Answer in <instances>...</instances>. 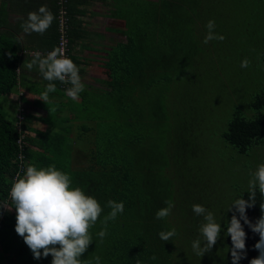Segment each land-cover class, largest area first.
Instances as JSON below:
<instances>
[{
  "label": "trees",
  "instance_id": "16d2710c",
  "mask_svg": "<svg viewBox=\"0 0 264 264\" xmlns=\"http://www.w3.org/2000/svg\"><path fill=\"white\" fill-rule=\"evenodd\" d=\"M201 4L202 0L118 2L112 17L120 25L112 30L123 39L109 48L101 63L102 87L82 91L77 101L71 98L65 101V88L71 85L54 81L56 91L49 94V102L62 99L60 108L54 107L47 117L23 115L20 124L10 120L0 105V205L14 207L10 189L17 174L22 176L28 164L55 165L70 174L73 187L79 186L96 197L104 208L91 229L93 241L81 259L92 264L96 256L101 258V264H137L138 260L142 264H187L188 247L195 240L193 232L198 219L180 222L171 216L174 207L166 218L157 219L155 214L167 206L165 201L175 204L179 199L173 167L183 164L185 154L181 151H189L187 145L191 142L187 139L193 136L192 128L199 123L191 124L189 113L196 110L191 114L193 118L201 109L196 100L189 102L188 98L193 99L190 91L197 89L203 93L200 84L194 89L193 83L202 78L206 69L210 73L217 66L218 53L227 49L226 43L204 44L198 38L201 31L192 23L202 15ZM54 6L55 19L45 35L46 44L31 47L42 55L58 47L56 0ZM68 7L72 59L75 35L71 0ZM257 39L255 50L264 60V35L260 33ZM24 47L27 46L18 35L0 34V98L23 79L20 77ZM45 88L37 87L34 91L41 95ZM251 106L264 109V86ZM58 112L66 113L58 115ZM34 122L45 126L34 127ZM161 131L166 132L164 140ZM222 136L240 154L247 153L264 138V111L248 118L235 108ZM168 138L177 143L172 149L167 145ZM248 191L241 194L246 200L250 196ZM109 200L123 201L125 207L122 214L108 222L107 235L101 240L97 233L110 211ZM255 200L246 210L252 223L264 215L260 207L264 195L258 189ZM235 214L239 216L238 212ZM231 217L224 223L223 233L230 246L231 236L225 233ZM241 223L247 233L246 254L251 261L259 255L255 244L260 236L243 219ZM15 225V208L0 210V261L51 264V255L34 258ZM172 228L176 234L171 240H161L159 233ZM222 259L216 261L223 264Z\"/></svg>",
  "mask_w": 264,
  "mask_h": 264
},
{
  "label": "rangeland",
  "instance_id": "374dc122",
  "mask_svg": "<svg viewBox=\"0 0 264 264\" xmlns=\"http://www.w3.org/2000/svg\"><path fill=\"white\" fill-rule=\"evenodd\" d=\"M201 8V17L195 18L192 23L198 32L199 29L201 31L199 34L202 36L198 38L204 40L207 34L206 24L214 19L215 33L225 38L209 43H226L224 46L227 49L219 50V57L215 61L217 66L210 73L206 69L202 78L195 79L194 89L196 84H200L203 93L197 89L195 92L190 91L193 99L188 98L189 102L196 100L201 105L198 115L195 114L192 118L191 114L196 110L189 113L190 123H199L192 128L193 136L187 139L188 143L191 142L187 145L190 146L187 147L189 151H181L185 154L183 164L173 167L179 199H176L174 214L171 216H175L180 222L195 221L197 218L193 235L195 240H201L203 247V237L199 229L204 218L193 212L192 205L199 203L211 211L222 226L220 238L203 256L196 254L192 248L194 240H191L186 263L222 264L216 260L225 257L222 259L225 262L223 264H233L232 246L227 244L223 234L224 223L236 213L235 206L228 210L231 204L249 189L250 171L254 172L259 164L264 163V138L255 143L247 153L240 154L234 146L226 142L222 134L226 131L235 108L240 109L248 118L264 111L251 106L255 95L264 86V60L255 50L257 38L260 33L264 35V0H202ZM110 24L120 25L116 20ZM122 38L115 36L114 41ZM114 41L111 42L115 43ZM245 58L251 62L247 68L241 67ZM0 105L10 120H18L12 106L7 105L3 98ZM53 109L54 107L51 110ZM164 135L166 132L161 131L163 140ZM167 145L172 149L177 143H172L168 138ZM7 206L11 207L8 204ZM183 234L188 237L185 231ZM5 263L0 261V264ZM239 263L250 264L248 254L243 255Z\"/></svg>",
  "mask_w": 264,
  "mask_h": 264
},
{
  "label": "clouds",
  "instance_id": "9594fccd",
  "mask_svg": "<svg viewBox=\"0 0 264 264\" xmlns=\"http://www.w3.org/2000/svg\"><path fill=\"white\" fill-rule=\"evenodd\" d=\"M54 14L46 5L38 10L28 13L20 27L26 34L33 32L43 35L54 21ZM215 20L210 19L207 24V34L203 43L208 44L212 40H223V35L215 33ZM11 56L12 54L9 53ZM250 61L245 58L241 67L250 66ZM22 67L31 71L38 67L43 79L49 81L39 99L48 102L49 94L56 91L54 81L59 80L71 86L66 89V95L74 101L79 99V94L84 91L85 85L80 76V69L74 61L67 57L62 47H56L46 55L35 52L30 61L25 60ZM20 69H17L19 71ZM23 175L17 174L10 189V199L14 207L7 204L0 205V210L7 208L11 211L15 208V230L24 239L26 245L32 251L35 259L52 256L51 264H92L91 261L81 259L93 241L91 229L97 223L104 208L98 199L87 194L81 187H73L70 174L58 169L55 165L37 167L28 164L23 170ZM249 199L243 195L231 204L228 210L235 206V213L227 223L225 235H230L232 240L231 255L233 264H238L243 255H246L247 233L241 223V219L249 224L253 232L259 234L260 239L255 244L259 255L250 261V264H264V215L252 223L247 216V208L255 204L256 191L264 195V163L258 165L256 170L250 171ZM166 207L156 212L157 219L166 218L171 214L174 203L165 201ZM107 206L110 211L104 216L101 223L103 228L97 233L101 240L107 235L109 221H114L118 215L124 212V202L109 200ZM264 211V203L260 205ZM192 210L197 216H203L204 223L200 225V233L203 237V247L198 238L193 241L192 248L197 255H204L220 238L222 226L215 219L214 214L203 205H192ZM176 234L175 228L170 231H161L159 237L163 241H169ZM151 259H156L155 255ZM95 264H101V258L95 257ZM137 264H142L137 261Z\"/></svg>",
  "mask_w": 264,
  "mask_h": 264
},
{
  "label": "crops",
  "instance_id": "0c3cea01",
  "mask_svg": "<svg viewBox=\"0 0 264 264\" xmlns=\"http://www.w3.org/2000/svg\"><path fill=\"white\" fill-rule=\"evenodd\" d=\"M118 2L126 4L127 0H71L72 27L75 35L71 54L74 63L80 69V76L85 85L84 90H93L103 86L99 80V78H104L101 63L109 48L114 44L111 41L118 36L112 30L117 25L110 24L114 21L112 11L118 7ZM42 5H46L54 14V0H0V34L18 35L22 44L27 46L24 47L22 65L25 60L32 59V52H35L32 46L46 44L45 35L52 25L43 35L35 32L26 34L20 27L28 13L38 10ZM114 42L116 43V39ZM20 78H23L20 83L9 94L0 98V100L3 98L7 105L12 106L18 120L20 115L29 114L47 117L52 107L60 108L62 99H52L51 102L48 100L46 103L39 99L41 95L34 91L35 88L41 89L49 83L43 79L38 67H34L31 71L22 67ZM68 99L63 100L68 101ZM18 120L15 123L20 124L21 120ZM35 126L43 129L45 125L34 122Z\"/></svg>",
  "mask_w": 264,
  "mask_h": 264
},
{
  "label": "built area",
  "instance_id": "2783aa9c",
  "mask_svg": "<svg viewBox=\"0 0 264 264\" xmlns=\"http://www.w3.org/2000/svg\"><path fill=\"white\" fill-rule=\"evenodd\" d=\"M57 5V21H58V32H59V42L58 47H62L67 57L70 58V29H71V18L69 15V0H56ZM49 50L46 52H50ZM33 54L35 52H32ZM66 84H64L65 86ZM63 86V87H64ZM65 88V93H66ZM23 119V115L19 116V120ZM20 142V140H19ZM22 158V156H20Z\"/></svg>",
  "mask_w": 264,
  "mask_h": 264
}]
</instances>
